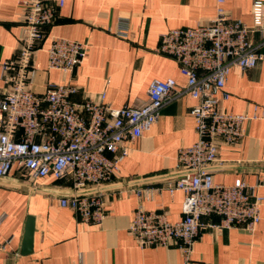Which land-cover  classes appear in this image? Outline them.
I'll list each match as a JSON object with an SVG mask.
<instances>
[{"label":"crops","instance_id":"obj_1","mask_svg":"<svg viewBox=\"0 0 264 264\" xmlns=\"http://www.w3.org/2000/svg\"><path fill=\"white\" fill-rule=\"evenodd\" d=\"M256 1L224 0L221 7L231 18L252 25ZM216 9V0H64L62 7L56 6L54 23L35 53L39 70L32 91L40 95L49 83L71 84L78 88L72 97L75 102L104 92V103L113 109L140 106L153 80L172 78L178 86L185 84L177 63L154 53L159 36L172 29L207 25ZM21 18L20 0H0V76L2 64L17 52ZM122 18L127 21L126 38L116 35ZM54 38L86 45L83 61L73 72L47 70L46 49ZM225 91L229 98L221 105L226 111L255 114L256 119L245 122L239 145L220 147L210 172L217 184L231 186L240 179L256 186L263 202L254 232L207 229L188 258L176 245L140 248L128 233L138 208L164 212L171 223L183 217V192L170 194L167 188L175 180L178 150L197 139L189 115L196 101L185 95L166 104L148 132L125 142L129 151L117 178L100 188L106 217L99 226L79 221L59 205V198L71 193L64 181L31 180L17 171L0 179V264H264V60L245 72L232 70ZM28 217L34 220V232L31 253L25 254Z\"/></svg>","mask_w":264,"mask_h":264},{"label":"built area","instance_id":"obj_2","mask_svg":"<svg viewBox=\"0 0 264 264\" xmlns=\"http://www.w3.org/2000/svg\"><path fill=\"white\" fill-rule=\"evenodd\" d=\"M216 2V14L207 25L169 30L159 36L153 50L177 63L185 84L178 86L172 78L153 80L140 106L113 109L104 103V92L73 101L78 88L71 84L49 83L40 95L32 91L39 70L35 53L54 23L56 6L62 7L64 0H20L22 35L0 76V179L17 171L31 180L64 181L71 193L60 197L59 205L79 221L99 226L106 217L100 188L117 178L129 151L125 142L148 132L166 104L186 95L196 101L189 115L197 139L178 150L175 180L167 188L170 194L183 192V217L171 223L164 212L138 208L128 233L140 248L176 245L188 258L207 229L254 232L263 202L256 186L240 179L231 186L217 184L210 166L220 147L239 145L245 122L256 119L255 114L228 112L221 103L229 98L225 91L229 73L254 69L264 60V2L254 3L252 25L228 16L221 7L224 0ZM127 31L122 18L116 35L126 38ZM85 52L83 43L54 38L46 49L47 70L71 73ZM133 191L141 195V190ZM211 217L218 222L203 221Z\"/></svg>","mask_w":264,"mask_h":264},{"label":"water","instance_id":"obj_3","mask_svg":"<svg viewBox=\"0 0 264 264\" xmlns=\"http://www.w3.org/2000/svg\"><path fill=\"white\" fill-rule=\"evenodd\" d=\"M34 232V220L32 217H28L25 223V236L23 241V253H31L32 236Z\"/></svg>","mask_w":264,"mask_h":264}]
</instances>
